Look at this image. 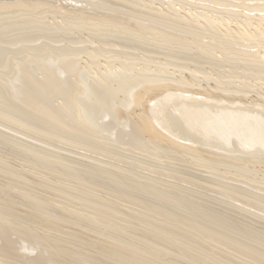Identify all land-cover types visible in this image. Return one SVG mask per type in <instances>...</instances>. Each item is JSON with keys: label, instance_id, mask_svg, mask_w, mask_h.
<instances>
[{"label": "bare ground", "instance_id": "obj_1", "mask_svg": "<svg viewBox=\"0 0 264 264\" xmlns=\"http://www.w3.org/2000/svg\"><path fill=\"white\" fill-rule=\"evenodd\" d=\"M0 264H264V0H0Z\"/></svg>", "mask_w": 264, "mask_h": 264}]
</instances>
